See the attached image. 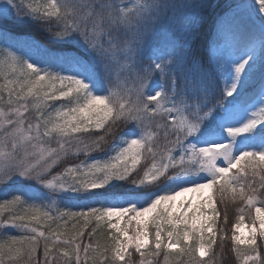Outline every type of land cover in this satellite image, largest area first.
Here are the masks:
<instances>
[{
  "label": "snow or ice",
  "instance_id": "1",
  "mask_svg": "<svg viewBox=\"0 0 264 264\" xmlns=\"http://www.w3.org/2000/svg\"><path fill=\"white\" fill-rule=\"evenodd\" d=\"M0 194V264H264V0H0Z\"/></svg>",
  "mask_w": 264,
  "mask_h": 264
},
{
  "label": "trees",
  "instance_id": "2",
  "mask_svg": "<svg viewBox=\"0 0 264 264\" xmlns=\"http://www.w3.org/2000/svg\"><path fill=\"white\" fill-rule=\"evenodd\" d=\"M215 2L219 3L220 9L222 10L223 8L227 7V5L237 2V0H215ZM33 38H35V40L38 41L39 44L42 46V49H38L40 54H36V55L32 54L33 57H35L37 59L47 58L45 56L44 49L50 50V49H56V48L60 47L59 45L52 44L43 34L36 31L35 29H32L28 32L27 35H23V36L19 37V41H20V44L23 46V50L25 49V45H26L25 42H28V44H31V41ZM163 39H164L163 36L158 37L156 39V43L162 44ZM53 54H59V53H53ZM94 155H103V153H94ZM218 207H220L221 211L223 212V206L218 205ZM237 207H238V205H233V204L228 205L229 235H230V226L234 222ZM245 220H248V218L246 217ZM219 226L220 225H218V227ZM3 231H5V230H0V232H3ZM7 231L13 232V234H16V233H14V231L12 229H7ZM85 237H87V232L85 233ZM226 244L228 246L225 248L226 255L223 259V264H236V260L234 258V255L231 252L230 241L226 242ZM133 259H137V257L134 255Z\"/></svg>",
  "mask_w": 264,
  "mask_h": 264
},
{
  "label": "rangeland",
  "instance_id": "3",
  "mask_svg": "<svg viewBox=\"0 0 264 264\" xmlns=\"http://www.w3.org/2000/svg\"><path fill=\"white\" fill-rule=\"evenodd\" d=\"M247 3H249L250 5L252 4V0H247ZM164 41V39H163ZM30 44L27 43V45H25V49L23 50L26 54L33 56L32 54L36 55V54H40L37 48H33L28 46ZM2 195V194H0ZM185 197H178V200L180 199H184ZM245 223H248V220H245Z\"/></svg>",
  "mask_w": 264,
  "mask_h": 264
}]
</instances>
